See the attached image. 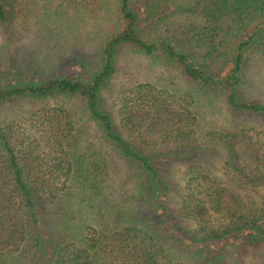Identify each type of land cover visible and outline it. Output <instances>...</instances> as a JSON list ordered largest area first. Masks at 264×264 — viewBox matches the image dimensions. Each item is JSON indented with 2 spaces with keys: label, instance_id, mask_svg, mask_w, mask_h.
I'll return each mask as SVG.
<instances>
[{
  "label": "trees",
  "instance_id": "trees-1",
  "mask_svg": "<svg viewBox=\"0 0 264 264\" xmlns=\"http://www.w3.org/2000/svg\"><path fill=\"white\" fill-rule=\"evenodd\" d=\"M55 1L43 23L88 13L102 36L84 75L0 78V106L38 104L25 118L40 137L0 115V264H264V98L243 92L248 60L264 55V0H171L168 12L162 0ZM18 2L0 0L7 38ZM176 9L200 18L182 26L190 49L158 30ZM125 52L184 84H128L112 113L105 91Z\"/></svg>",
  "mask_w": 264,
  "mask_h": 264
},
{
  "label": "rangeland",
  "instance_id": "rangeland-1",
  "mask_svg": "<svg viewBox=\"0 0 264 264\" xmlns=\"http://www.w3.org/2000/svg\"><path fill=\"white\" fill-rule=\"evenodd\" d=\"M170 1H161L160 5H158L163 6L160 12H168L173 9ZM184 1L188 0H177L176 3ZM44 3L47 7L56 5L55 0H19L17 7L20 14L16 17L15 29H13L8 38L9 34H2L0 32V78L4 76L5 70L9 71V78H14L18 74H24L27 77L43 76L50 72L81 73L84 75L87 64L93 63L94 45L97 42V38L102 36V18L99 16L93 18L91 14L80 12L77 13L75 18L77 19L78 16L82 15L83 17L78 18V21L74 25L71 24L68 27L64 25V21L61 23L56 22L59 19L61 20L62 17L59 19H55L54 17L51 21L46 19L45 23H43L42 20L45 17L44 12L46 10L43 8ZM70 12L68 11V14ZM166 19V21H159L158 30L165 29V26H168V29L170 28L168 33L177 37L182 46L190 49V44L183 39L182 26L187 20L191 22L199 21L198 13L187 10L179 14L176 9ZM57 29L61 30L58 31ZM23 61L25 62L21 65ZM116 67L115 74L108 82L104 98L106 105L110 106L108 108L112 110V113L116 112L120 95L128 92V90L125 91L128 84L140 81H149L157 87L164 86V83L169 87L171 83L180 82L184 84V80L182 81V78L179 77L176 71L172 69L161 71L160 68L151 66L146 58L132 53L125 52L116 62ZM245 77L247 81L245 86H243L244 94L249 96V98H264V55L253 56L248 60ZM47 104H53L52 100H49ZM37 106L38 104L32 105L31 102L23 99L7 101V103L0 106L2 123L9 125L13 132L24 128L26 133L32 132L31 136L38 138V125L36 127L35 125L29 127V121L25 118L28 115L26 112L27 108L31 110L32 107L37 108ZM222 111L223 109L216 112L218 116H215V118L218 121H221V117L227 119V116L223 114H226V110ZM236 115L241 120L249 122V124L255 123L260 124L257 126H263V121L254 116H249L243 112ZM191 128L194 129V125ZM146 139L151 140L153 145L158 147L150 135ZM196 139L202 145L208 143L203 142V138L200 135H197ZM180 141L185 142L187 140L183 139ZM43 144L42 142L40 143L42 146ZM166 146L169 147L171 145ZM164 147L161 144V148L165 149ZM214 150L216 153L213 152L211 158L215 156L216 161L218 150ZM123 168H125V175L129 171V168L124 165ZM171 168L170 170L174 177L179 175L180 170L173 172ZM113 192L114 195L112 196L118 198V195H116L117 190H113Z\"/></svg>",
  "mask_w": 264,
  "mask_h": 264
}]
</instances>
